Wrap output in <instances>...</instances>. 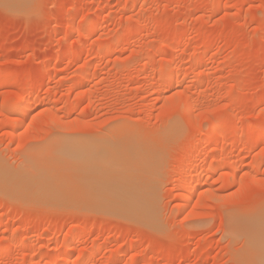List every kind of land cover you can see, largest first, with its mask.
<instances>
[{
	"label": "rangeland",
	"instance_id": "obj_1",
	"mask_svg": "<svg viewBox=\"0 0 264 264\" xmlns=\"http://www.w3.org/2000/svg\"><path fill=\"white\" fill-rule=\"evenodd\" d=\"M0 264H264V0H0Z\"/></svg>",
	"mask_w": 264,
	"mask_h": 264
},
{
	"label": "bare ground",
	"instance_id": "obj_2",
	"mask_svg": "<svg viewBox=\"0 0 264 264\" xmlns=\"http://www.w3.org/2000/svg\"><path fill=\"white\" fill-rule=\"evenodd\" d=\"M73 27H74V26H73ZM72 30H73V29H72ZM133 32H135V30H132V29L129 30V33H133ZM173 73H174V72H171V71H170V73H168V75L170 76V75H172ZM23 109H24V108H23ZM25 109L27 110L28 108H25ZM8 110H9V109H8ZM14 110H15V109H14ZM12 111H13V110H12ZM17 111H18V109H17ZM20 111H22V108H21ZM8 112H9V111H8ZM22 112H23V115H24V114L26 115V112H25V111H22ZM22 112H20V113L22 114ZM27 112H28V110H27ZM57 144H58V143H57ZM60 146H62V144H61ZM65 146H66V145H65ZM61 148H62V147H60V149H61ZM53 152H54V151H53ZM55 152H56V151H55ZM68 153H69V152H68ZM71 153H72V152H71ZM54 154H55V153H54ZM97 155L99 156V154H97ZM97 155H96V157H98ZM87 157H88V156H87ZM99 157H100V156H99ZM62 159H63V158H62ZM86 160H87V159H86ZM90 162H91V161H90ZM57 163H58V162H57ZM78 172H79V171H78ZM76 173H77V171H76ZM75 176H76V175H75ZM77 177H78V176H77ZM105 187H106V186H105ZM185 198H186V197H185ZM186 199H187V198H186ZM74 236L76 237V235H74ZM74 236H72V237H74ZM72 237H71V238H72ZM75 237H74V238H75ZM77 237H78V235H77ZM74 238H73V239H74ZM69 239H70V238H69ZM69 239H68V240H69ZM10 240H11V239H10ZM9 244H10V243H9ZM5 252H6V251H5ZM122 257H123V256H122ZM122 257H121V259H122ZM124 257H127L126 254H125ZM123 259H124V258H123Z\"/></svg>",
	"mask_w": 264,
	"mask_h": 264
}]
</instances>
